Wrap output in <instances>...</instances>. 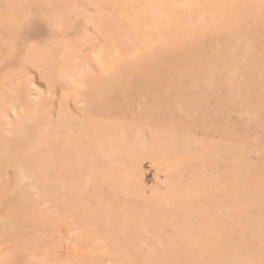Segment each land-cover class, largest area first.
<instances>
[{
    "label": "rangeland",
    "instance_id": "rangeland-1",
    "mask_svg": "<svg viewBox=\"0 0 264 264\" xmlns=\"http://www.w3.org/2000/svg\"><path fill=\"white\" fill-rule=\"evenodd\" d=\"M0 264H264V0H0Z\"/></svg>",
    "mask_w": 264,
    "mask_h": 264
}]
</instances>
